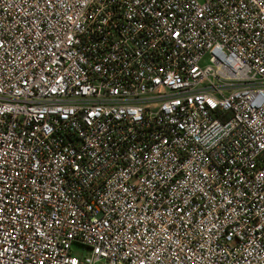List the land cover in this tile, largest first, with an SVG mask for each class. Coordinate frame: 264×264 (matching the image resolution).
<instances>
[{"label": "built area", "instance_id": "obj_1", "mask_svg": "<svg viewBox=\"0 0 264 264\" xmlns=\"http://www.w3.org/2000/svg\"><path fill=\"white\" fill-rule=\"evenodd\" d=\"M0 264H264V0H0Z\"/></svg>", "mask_w": 264, "mask_h": 264}, {"label": "rangeland", "instance_id": "obj_2", "mask_svg": "<svg viewBox=\"0 0 264 264\" xmlns=\"http://www.w3.org/2000/svg\"><path fill=\"white\" fill-rule=\"evenodd\" d=\"M73 250L77 253H80V252L87 253L88 252V250L86 248H80V247H76V246L73 247Z\"/></svg>", "mask_w": 264, "mask_h": 264}]
</instances>
